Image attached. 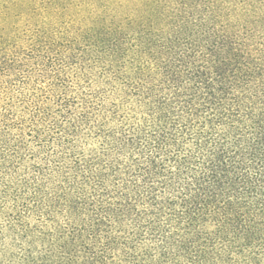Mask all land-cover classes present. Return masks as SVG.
<instances>
[{
    "label": "trees",
    "instance_id": "16d2710c",
    "mask_svg": "<svg viewBox=\"0 0 264 264\" xmlns=\"http://www.w3.org/2000/svg\"><path fill=\"white\" fill-rule=\"evenodd\" d=\"M0 264H264V0H0Z\"/></svg>",
    "mask_w": 264,
    "mask_h": 264
}]
</instances>
